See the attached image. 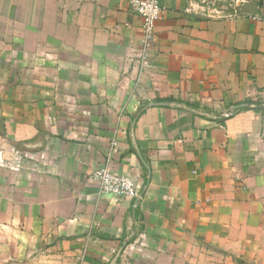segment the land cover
Instances as JSON below:
<instances>
[{
  "label": "crops",
  "instance_id": "0c3cea01",
  "mask_svg": "<svg viewBox=\"0 0 264 264\" xmlns=\"http://www.w3.org/2000/svg\"><path fill=\"white\" fill-rule=\"evenodd\" d=\"M159 3L142 69L126 0H0V264H264V0Z\"/></svg>",
  "mask_w": 264,
  "mask_h": 264
},
{
  "label": "built area",
  "instance_id": "2783aa9c",
  "mask_svg": "<svg viewBox=\"0 0 264 264\" xmlns=\"http://www.w3.org/2000/svg\"><path fill=\"white\" fill-rule=\"evenodd\" d=\"M135 14L141 20L142 38L136 52V61L143 69L148 62L149 48L155 39L154 25L161 13L159 0H126ZM245 0H189L183 8L185 14L192 12L204 18L232 19L242 13V4ZM252 17L257 18L256 15ZM233 113L229 110L223 117ZM90 178L99 184L102 193L132 195L136 192V185L127 173L115 172L107 166H102L90 174Z\"/></svg>",
  "mask_w": 264,
  "mask_h": 264
},
{
  "label": "rangeland",
  "instance_id": "374dc122",
  "mask_svg": "<svg viewBox=\"0 0 264 264\" xmlns=\"http://www.w3.org/2000/svg\"><path fill=\"white\" fill-rule=\"evenodd\" d=\"M0 173L3 174L4 171L1 170ZM216 264H226V260L225 261H221V262L220 261L219 262H216ZM231 264H234V260H231Z\"/></svg>",
  "mask_w": 264,
  "mask_h": 264
},
{
  "label": "water",
  "instance_id": "95a60500",
  "mask_svg": "<svg viewBox=\"0 0 264 264\" xmlns=\"http://www.w3.org/2000/svg\"><path fill=\"white\" fill-rule=\"evenodd\" d=\"M243 7H244V6H242V9H241V10H243ZM240 106H246V104H240Z\"/></svg>",
  "mask_w": 264,
  "mask_h": 264
},
{
  "label": "trees",
  "instance_id": "16d2710c",
  "mask_svg": "<svg viewBox=\"0 0 264 264\" xmlns=\"http://www.w3.org/2000/svg\"><path fill=\"white\" fill-rule=\"evenodd\" d=\"M224 118H227V117H224ZM220 121H222V120H220Z\"/></svg>",
  "mask_w": 264,
  "mask_h": 264
}]
</instances>
